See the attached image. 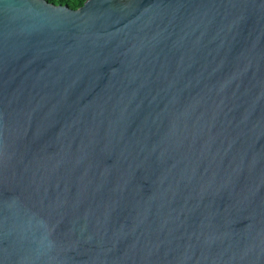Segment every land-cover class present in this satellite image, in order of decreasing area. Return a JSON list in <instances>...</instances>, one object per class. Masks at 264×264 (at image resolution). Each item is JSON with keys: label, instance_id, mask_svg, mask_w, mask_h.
<instances>
[{"label": "water", "instance_id": "95a60500", "mask_svg": "<svg viewBox=\"0 0 264 264\" xmlns=\"http://www.w3.org/2000/svg\"><path fill=\"white\" fill-rule=\"evenodd\" d=\"M0 264H264V0H0Z\"/></svg>", "mask_w": 264, "mask_h": 264}, {"label": "trees", "instance_id": "16d2710c", "mask_svg": "<svg viewBox=\"0 0 264 264\" xmlns=\"http://www.w3.org/2000/svg\"><path fill=\"white\" fill-rule=\"evenodd\" d=\"M48 3L54 5H66L69 8H79L86 0H46Z\"/></svg>", "mask_w": 264, "mask_h": 264}]
</instances>
